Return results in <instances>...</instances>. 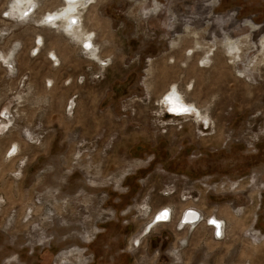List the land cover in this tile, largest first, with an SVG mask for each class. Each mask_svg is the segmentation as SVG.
Listing matches in <instances>:
<instances>
[{"label": "rangeland", "instance_id": "obj_1", "mask_svg": "<svg viewBox=\"0 0 264 264\" xmlns=\"http://www.w3.org/2000/svg\"><path fill=\"white\" fill-rule=\"evenodd\" d=\"M76 4L0 0V264H264V0Z\"/></svg>", "mask_w": 264, "mask_h": 264}, {"label": "bare ground", "instance_id": "obj_2", "mask_svg": "<svg viewBox=\"0 0 264 264\" xmlns=\"http://www.w3.org/2000/svg\"><path fill=\"white\" fill-rule=\"evenodd\" d=\"M66 1V3H67V6L68 7H71V8H75V6L77 5L76 3L77 2H79L80 0H65ZM84 1H90V0H84ZM81 3V2H80ZM89 3V2H88ZM31 6H29L28 8H27V11L30 9V8H32V4H30ZM70 9V8H69ZM58 12V13H57ZM65 13L63 12V11H56V12H53V13H50L49 14V16L47 17V19L48 18H50V19H52L54 22H56V23H60V21L61 20H64L65 19V21L66 22H69L70 21V24H71V22L73 23V20H72V18L74 19V16H77V15H68L66 18H65ZM78 17V16H77ZM79 18H80V16H79ZM77 22V21H76ZM62 24V23H61ZM86 28V27H85ZM76 33V36H77V38H79V40H83L82 42V44H86L85 42H88L87 43V45H88V48H89V50L91 51V52H95V45H94V42H92V40L91 39H89V38H91V35L93 34V33H90L87 29L85 30V31H83V32H79V29L75 32ZM74 36V35H73ZM261 43H262V48H264V37H263V39L261 40ZM238 44L239 43H237L236 41H233V40H231V39H229V40H227V42H226V45L228 46L227 48L228 49H226L227 50V52L229 51L231 54H236L237 53V49H239V47L241 46H238ZM241 48V47H240ZM180 51V50H179ZM240 51V50H239ZM52 52V54H53V56L55 57V60L56 61H58L59 62V58H58V56H57V54L54 52V51H51ZM228 52V53H229ZM263 53L261 54V55H263L264 54V49H263V51H262ZM243 52H242V49H241V54H242ZM240 54V53H239ZM238 54V55H239ZM187 56V59L188 58H190L191 56L193 57V55H190V54H186ZM215 55H216V53H215ZM183 56V55H182ZM232 56V55H231ZM237 56V55H236ZM241 56V55H240ZM230 57V56H229ZM263 57V56H262ZM194 58V57H193ZM221 58V57H220ZM235 58V57H234ZM186 60V59H185ZM192 61H194V59L192 60ZM185 62V61H184ZM192 67H195L196 68V65H195V63H193L192 64ZM216 67H217V65H216ZM221 70V69H220ZM225 71V70H224ZM224 71L222 72L223 74H224ZM226 73H228V71L226 72ZM222 75V74H221ZM220 75V76H221ZM222 77H223V75H222ZM217 78H218V76H217ZM217 81H218V79H216ZM217 81H215L216 83H217ZM219 81H220V79H219ZM171 82V81H170ZM208 82V81H207ZM222 82V81H221ZM172 84V83H171ZM210 84H212L211 82H210ZM206 86V85H205ZM207 88V87H206ZM170 89V88H169ZM167 92V91H166ZM165 92V93H166ZM172 92H174L173 91V89L171 90V93H170V95H167L166 97H165V102H166V106L165 107H167V109L170 111V113L172 114V115H183L184 113H187V114H190L189 112H191L192 110H194V106H191V104H189L188 102H186V101H184V100H182V98L180 99V96H177L175 93L177 92H175V93H172ZM165 93H163V95L165 94ZM206 93V92H205ZM211 100V99H210ZM211 103V102H210ZM200 119H202V117L200 118ZM163 209H166L165 207L164 208H161V209H159L157 212H156V214H155V216L153 217V220L155 221V218H157V219H159L158 220V222L159 221H163V222H160L159 224H157V226L158 225H162V224H165V223H167V222H169V221H171V219H172V217H173V212L171 211V210H169V209H166V210H163ZM163 210V211H162ZM161 211V212H160ZM170 211H171V214H170ZM185 213L186 212H184L183 214H181L182 215V218H184V220H186V222H188V224H187V226H194L196 223H198L197 221H198V219H199V216H200V214L199 213H197V212H194V211H189L186 215H185ZM158 216V217H157ZM170 218V219H169ZM181 218V220H183ZM211 218V217H210ZM152 220V223L154 222ZM169 220V221H168ZM214 220V219H213ZM215 222H216V224L217 225H219L220 226V229H219V227H215L214 228V230H213V234H215L216 232V230L215 229H218L219 231L221 230L222 231V225H223V222H221L219 219H217V221L216 220H214ZM154 223H156V222H154ZM183 225H185L184 223H182ZM190 224H192V225H190Z\"/></svg>", "mask_w": 264, "mask_h": 264}, {"label": "built area", "instance_id": "obj_3", "mask_svg": "<svg viewBox=\"0 0 264 264\" xmlns=\"http://www.w3.org/2000/svg\"><path fill=\"white\" fill-rule=\"evenodd\" d=\"M85 49H87V48H85ZM88 49H89V48H88ZM202 221H204V218H202ZM205 222H206V224H207L209 227L212 228V230H214L215 227H219V229H220V226L216 224V222L213 220V218H209V217H207L206 220H205ZM223 226H224V222H223V225L221 226V227L223 228V230H222V231L220 230L219 232H217L216 235L214 234V238H215L216 240H221V239L224 238V236H225V231H224V227H223ZM213 233H214V232H213Z\"/></svg>", "mask_w": 264, "mask_h": 264}, {"label": "flooded vegetation", "instance_id": "obj_4", "mask_svg": "<svg viewBox=\"0 0 264 264\" xmlns=\"http://www.w3.org/2000/svg\"><path fill=\"white\" fill-rule=\"evenodd\" d=\"M32 8H33V6H32ZM85 43H86L85 46L87 47V46H88V45H87L88 42H85ZM192 111L194 112V110H192ZM166 209L171 210L170 208H166ZM166 209H163V210H166ZM193 209H194V208H191V209L188 208V209L185 211V212H186L185 215H186L189 211L197 212V213L200 214L199 219H198V221H197V222H199V221L201 220V218L203 217V214H202L200 211H198V210H196V209L193 210ZM163 210H162V211H163ZM160 212H161V211H160ZM170 214H171V211H170ZM184 218H185V217H184ZM184 218H182V219H184ZM211 218H213L214 220L217 221V217H216V218H215V217H211ZM169 219H170V218H169ZM153 221H154V220H153ZM168 221H169V220H168ZM181 221H182V220H181ZM220 221H221V220H220ZM160 222H163V221L156 222V223H154L153 225H154V226H157V224H159ZM221 222H222V221H221ZM151 223H152V222H151ZM181 225H183V224L181 223ZM215 230H216V231H215L216 233L219 232L218 229H215ZM222 230H223V228H222ZM216 233H215V235H216Z\"/></svg>", "mask_w": 264, "mask_h": 264}, {"label": "crops", "instance_id": "obj_5", "mask_svg": "<svg viewBox=\"0 0 264 264\" xmlns=\"http://www.w3.org/2000/svg\"><path fill=\"white\" fill-rule=\"evenodd\" d=\"M50 80L53 82V80H52L51 78H50ZM50 80H49V81H50ZM51 81H50V82H51Z\"/></svg>", "mask_w": 264, "mask_h": 264}]
</instances>
